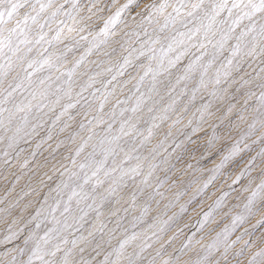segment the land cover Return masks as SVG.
<instances>
[{
  "label": "snow or ice",
  "instance_id": "obj_1",
  "mask_svg": "<svg viewBox=\"0 0 264 264\" xmlns=\"http://www.w3.org/2000/svg\"><path fill=\"white\" fill-rule=\"evenodd\" d=\"M0 191V264H264V0H0Z\"/></svg>",
  "mask_w": 264,
  "mask_h": 264
},
{
  "label": "rangeland",
  "instance_id": "obj_2",
  "mask_svg": "<svg viewBox=\"0 0 264 264\" xmlns=\"http://www.w3.org/2000/svg\"><path fill=\"white\" fill-rule=\"evenodd\" d=\"M23 183V181L21 182ZM17 191H19V188H17ZM4 193L2 191H0V197H3ZM260 217H256V220H258ZM256 220L251 221V223L245 225L244 227H248L250 228L252 224H254L256 222ZM228 221H225V223ZM221 227H223V224H221ZM244 227H241L240 229H238V231L235 233V235H233L232 239H235L236 235H239L240 232L244 231ZM257 236H259V232L257 233ZM237 247H240V245H237Z\"/></svg>",
  "mask_w": 264,
  "mask_h": 264
}]
</instances>
